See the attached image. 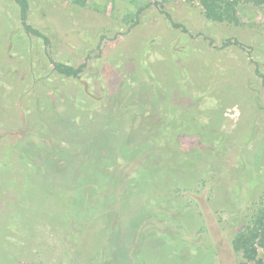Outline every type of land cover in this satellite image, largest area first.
<instances>
[{
    "label": "rangeland",
    "instance_id": "374dc122",
    "mask_svg": "<svg viewBox=\"0 0 264 264\" xmlns=\"http://www.w3.org/2000/svg\"><path fill=\"white\" fill-rule=\"evenodd\" d=\"M29 3L49 43L0 0V264H264L232 246L264 199V4Z\"/></svg>",
    "mask_w": 264,
    "mask_h": 264
},
{
    "label": "trees",
    "instance_id": "16d2710c",
    "mask_svg": "<svg viewBox=\"0 0 264 264\" xmlns=\"http://www.w3.org/2000/svg\"><path fill=\"white\" fill-rule=\"evenodd\" d=\"M237 0H202L206 9L208 18L219 22H235L238 20L237 16L232 12V8ZM256 4H264V0H251ZM19 8L20 21L23 29L27 34L42 38L46 43H49V38L40 30L33 27L28 21V14L30 11L29 0H14ZM158 5V4H157ZM174 28H184L171 20V16L166 13ZM239 43V42H235ZM230 42L226 45H229ZM54 71L65 77L77 78L81 77L84 66L74 67L68 63L52 60ZM259 75H261L258 72ZM234 250H243L244 253H256L258 249H264V199L260 203V207L252 216L250 223L241 232H239L232 243Z\"/></svg>",
    "mask_w": 264,
    "mask_h": 264
}]
</instances>
